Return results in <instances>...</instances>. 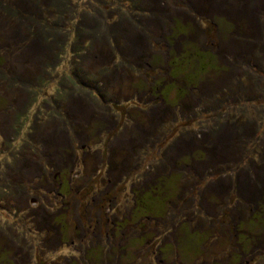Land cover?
<instances>
[{
    "label": "rangeland",
    "instance_id": "1",
    "mask_svg": "<svg viewBox=\"0 0 264 264\" xmlns=\"http://www.w3.org/2000/svg\"><path fill=\"white\" fill-rule=\"evenodd\" d=\"M241 1L165 0L144 20L122 18L110 28L118 44L100 41L72 80L63 63L76 68L74 54L35 38L44 21L31 19L33 34L0 13V264H264V67L251 66L264 0ZM176 18L202 32L177 20L170 29ZM252 24L259 35L244 40ZM152 55L164 66H148Z\"/></svg>",
    "mask_w": 264,
    "mask_h": 264
},
{
    "label": "trees",
    "instance_id": "2",
    "mask_svg": "<svg viewBox=\"0 0 264 264\" xmlns=\"http://www.w3.org/2000/svg\"><path fill=\"white\" fill-rule=\"evenodd\" d=\"M24 1L25 2H16V3L12 4V3H4L3 1L0 0V13L3 12L6 15V17L9 18V20L10 19L11 20L16 19L19 22L18 23L19 25H20V23H23L22 20H24V21L28 20L29 31H33L32 32L33 34H36L37 27L35 26L34 21L32 24V20L34 18H37V19H39V21H44L45 24L48 25V26H46L47 27L46 30L43 33H40L41 35H38L35 38H37V40H38L37 42H40V44H39L40 47L43 46L45 49H49L52 51L53 46L58 45L59 47H65V51L67 54H70V53L74 54V56H75V59H74L75 66L74 67L77 66L76 68H73V63L69 59H68V61H64V63H63L66 66H67V64H69V65L71 64L69 67L70 74L69 73L67 74L68 76H70L69 78H71V80L77 77L76 75H74L72 70H77V72H79L78 68H82V67L84 68L85 67L84 66L85 61L86 62L87 61L93 62L96 58H98V53L95 52V49L97 47L99 48L98 44L100 41L104 40L103 44H106L107 48H108V46L110 47V42H111V45H112V43L115 46H116V44H118L117 42H119V41L116 38V34H115L118 32V30H114V29L111 30L110 28H111L112 24L120 22L122 18H129V20L131 21L130 23H132L134 20H136V22L139 20H144V18L146 17L145 15H147V12L152 13L154 11L155 6H157L159 4H162V5L165 4V0H160V3L152 4V6H151L152 10H151V9H145L144 8V6L142 5L144 0H120V2L118 0H116V1H103V0H77V1H74V0H24ZM148 1H150V0H148ZM253 1L254 0H251V2H247L246 0H243V1H241L242 2L241 7H244L245 3L247 4V6L251 5L253 3ZM44 3H47L49 8H51V10L54 11L55 16L50 17V16H48V14L41 11L42 9L44 10V8H45ZM81 3H84V4L86 3L83 6V8H86L87 5H95L100 10L99 14H96L90 8L86 9V10L84 9V12H82V8L81 9L78 8V5H80ZM103 3H105V4L103 5ZM177 3L184 6V7H186V6L188 7V5L185 6L184 4L179 3L178 1H177ZM7 4H9V5H7ZM23 4H29L32 7L26 6L27 11H25V10H22L23 8L21 7ZM139 4H140V6H139ZM41 5H42V7H41ZM227 6H229V5H227ZM193 9L197 11V6L193 7ZM79 10H80V12H79ZM113 10L116 12H114ZM87 13H90L92 15V19L95 21L94 22L95 26L92 27L91 24L83 22V18L86 15H88ZM255 13L260 15L259 23L263 24L264 23V4L261 6V8L259 6L257 12H255ZM43 15H44V17H43ZM80 15H82V16H80ZM215 16L216 15L210 16L207 19V22H204V25H205L204 33L206 34V32L208 31L209 34H206V35H208V36L210 35V39H211V36H213V34H216L217 29H218L217 24H216V19L214 20ZM29 20H31V22H29ZM79 20H82V22L80 23ZM173 20H174V26H171L170 29H172V28L175 29V25H176L175 21L177 20V21H181V22L183 21V23H187V25L190 28V31H193L194 33L202 32L200 30H197L198 23L195 21L188 20V19L181 20L178 18L173 19ZM255 29H256V27H254V25L252 24L251 28L249 30H247V32L245 30L243 32V34L240 36H243L244 40L250 39L251 41H253L255 39V36L259 35L258 33H256ZM263 29H264V26H263ZM249 32H250V34H249ZM194 33H192V34H194ZM168 37H169V35H168ZM171 37H172V35L170 36V41H172ZM186 38H188V36ZM189 38H191V36ZM225 38H228L227 34L225 35ZM260 38H261L260 47H259V50L255 53L256 54L255 57H257V59H259V60L257 61V65L251 64V66H254L253 67L254 71H257L258 67L259 68L264 67V62L262 63V65L260 63V58H262L263 57L262 55H264V52H263L264 51V44L261 42V41L264 42V33H263V35L260 36ZM210 39H208V41H207L208 43H209ZM36 45H38V43ZM135 45H137V44L135 43ZM123 51L124 50H121V48L117 49V53L122 55V56H120V55L117 56L118 62L124 57ZM217 51H216V53L218 54ZM173 56L175 57V54ZM45 60H46L45 62H47V65L51 61V60H47V57ZM147 61H148V66H152L153 64L157 65V68H158V65L164 66L163 60L161 59V57L159 55H156V56L152 55L151 60L149 59ZM106 69L107 68L104 67V68L95 70V72L92 71L91 72L92 78L93 79L97 78V74H98L97 71H100V72L105 74L106 72H104V71ZM250 69L252 70V68H250ZM246 71H247V69H246ZM96 72H97V74L95 75ZM145 74H146V77H148V75L152 76L150 72H148V74L146 72ZM37 78L39 79V80L37 79V81H39L41 84H44V85L45 84L47 85V84L52 82L51 79H46L45 77L44 78L42 77V79H41V77L38 76ZM156 78L157 77L155 76L154 79H156ZM159 78H162V80H163L164 78H167V77H160L159 76ZM169 78H171L170 73H169ZM174 79H175V76H174ZM171 80H172V78H171ZM61 82H62L61 86L63 88V90H62L63 92H65L64 90H73V89L67 87L66 81L61 80ZM80 86H83V85H80ZM159 89H160V87L157 88V84H153L151 86V90H153L154 92L159 90ZM174 89L175 88H172L171 91ZM244 90H245V88H243V92H244ZM260 90H263V92L260 93ZM86 92H87V89L85 91V94H86ZM174 92H175V90H174ZM258 94H259L258 97L264 96V84L262 82L258 83ZM212 96H214V95H212ZM255 96L256 95H253L251 97H255ZM210 112H214V110H212ZM260 115H259V113L256 114L257 117ZM262 115H261V117H262ZM261 117H260V119L262 120ZM257 127H258V125L253 126L252 128L256 132L257 131L262 132L261 130H263L262 129L263 126L259 127V128H257ZM101 128H102V126L100 124V129ZM263 132H264V130H263ZM107 137L108 136L105 137V142H108L110 140ZM241 140L244 141V139H241ZM257 141L258 140L256 138H254L253 141H251V143H250L251 146L256 147ZM247 150L249 152L248 155H251L250 154V152H251L250 148L249 149L247 148ZM254 153L256 154V151ZM257 155H258V153H257ZM9 184L11 185V183H9ZM252 215H253V213H251L245 220H240L238 224H240V222L248 221V219ZM231 240H233V239H231ZM92 243H94V242H92ZM97 243H99V242H97Z\"/></svg>",
    "mask_w": 264,
    "mask_h": 264
},
{
    "label": "flooded vegetation",
    "instance_id": "3",
    "mask_svg": "<svg viewBox=\"0 0 264 264\" xmlns=\"http://www.w3.org/2000/svg\"><path fill=\"white\" fill-rule=\"evenodd\" d=\"M140 241H139V243L140 244H143V243H147V242H145V238H144V240H142V237L140 236ZM166 242H168V241H166ZM110 243H113V241H110ZM127 243H129V240L127 241ZM171 244H174L173 242H170ZM151 245H150V248H148L149 249V252L147 253V256L149 255V257H147L148 259H150L151 257H152V255L153 254H157V251H156V245H153L154 243L153 242H151L150 243ZM132 245V244H131ZM134 246H137L136 244L134 245ZM159 248H160V246H158ZM159 248H158V253H159V255H160V261H164V260H168L166 257H168V256H166L165 258H164V256L162 255V254H160V252H159ZM133 253V252H132ZM152 254V255H151ZM133 255V258L130 260V261H133V260H136V255L133 253L132 254ZM143 260H145V258H143ZM247 261H249V259H246ZM219 262H221V261H219ZM256 262V261H255ZM143 264H150L149 262H148V260L147 261H145ZM254 264H256V263H254Z\"/></svg>",
    "mask_w": 264,
    "mask_h": 264
}]
</instances>
